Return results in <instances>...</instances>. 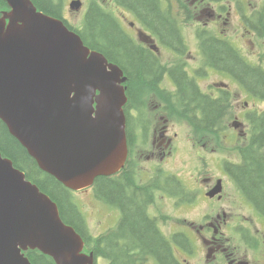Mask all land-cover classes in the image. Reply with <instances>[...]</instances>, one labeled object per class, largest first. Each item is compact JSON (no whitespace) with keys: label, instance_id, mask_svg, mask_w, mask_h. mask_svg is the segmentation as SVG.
<instances>
[{"label":"water","instance_id":"95a60500","mask_svg":"<svg viewBox=\"0 0 264 264\" xmlns=\"http://www.w3.org/2000/svg\"><path fill=\"white\" fill-rule=\"evenodd\" d=\"M4 1L0 118L43 171L71 188L114 173L127 149L123 70L32 0ZM57 206L0 152V264H32L22 253L29 247L58 264H93Z\"/></svg>","mask_w":264,"mask_h":264},{"label":"trees","instance_id":"16d2710c","mask_svg":"<svg viewBox=\"0 0 264 264\" xmlns=\"http://www.w3.org/2000/svg\"><path fill=\"white\" fill-rule=\"evenodd\" d=\"M42 11L56 17H62L63 0H32ZM92 2L85 19V28L82 31L83 39L92 48L101 50L110 60L119 63L126 71L130 101L136 103L140 91L146 85L156 84L163 74L164 68L159 66L155 57L146 49L134 43L119 28L118 18L113 13H107L98 1ZM122 6L136 12L149 26L155 29L162 39L170 45L180 42V32L177 25L170 20V11H161L159 0H117ZM8 4L0 0V15L8 10ZM166 12V13H163ZM256 26L260 35H264V3L256 11ZM118 24V25H117ZM255 25V24H254ZM175 47V45H174ZM203 51L207 64L213 67L230 71L238 77L252 92L264 97V73L257 68H251L239 57L237 50L226 40L210 38L204 41ZM178 76V101L187 104V101L196 102L204 113L206 123H215L224 114L226 107L220 100L200 95L194 82L180 81L186 74L178 69L172 70ZM196 94V95H195ZM143 96V95H142ZM197 96L198 99H197ZM190 104V103H189ZM188 104V105H189ZM253 123L255 136L250 150H246L249 163L238 166L235 176L247 198L256 203L264 212V113L255 118ZM0 150L5 156L12 158L17 167L27 173L44 191L48 192L58 203L62 217L78 227L80 231L83 221L76 207L70 202L69 194L64 186L52 175L44 172L26 148L13 136L7 125L0 118ZM154 183L138 184L133 181L132 175L124 173L121 178H100L97 180L98 197L108 203L122 208L124 217L115 236L108 238L107 244L104 232L95 242L87 239L88 246L93 245L96 253L111 259L110 264H134L133 254L139 250L157 256L163 264H176L171 257L170 241L159 231L155 224L146 215V202L152 198L147 188ZM147 195V197H145ZM120 238L125 242L119 243ZM90 242V243H89ZM27 255L34 264H54L51 258L38 250H29ZM120 257V258H119Z\"/></svg>","mask_w":264,"mask_h":264},{"label":"flooded vegetation","instance_id":"af4514ba","mask_svg":"<svg viewBox=\"0 0 264 264\" xmlns=\"http://www.w3.org/2000/svg\"><path fill=\"white\" fill-rule=\"evenodd\" d=\"M187 1H189L191 5L195 6V8L198 10V13H196L195 15L197 19H202L200 15H204V14L208 15L211 18V20L221 19L223 17L222 12L218 13V11L211 6V2L213 0H187ZM222 1L223 0H216V2H222ZM153 30L157 34H159L155 29ZM142 39L146 40V37L142 36ZM162 78L163 75L159 78V80ZM168 78L173 83L176 84L177 82L176 78L178 79V76H176V74H171V75L169 74ZM159 80L157 81V83L159 82ZM185 80L191 82L189 76L182 77L180 81L182 82V84H185ZM220 88L224 89V87H220ZM241 89L243 90V92H246L250 95H254L252 91H249L245 87L243 88L241 87ZM161 98L163 100L166 99V97H162V96ZM161 105L162 103L160 102H155V101L152 102V108L155 109L157 112L161 110V108L159 109ZM237 117L238 116H235V118ZM159 119H161L162 121L154 122L153 119L143 118L142 122L138 124L140 129L145 132L146 137H149L150 134L152 135L151 143L153 150H151L146 155L148 159L159 157L161 160H163L167 158V156L173 152V143L175 141L174 137L178 135V133L176 132L172 134L171 124L167 123L165 119H162V115H159ZM231 124L234 125L235 123L231 122ZM201 126L209 127L210 125L201 124ZM239 126H244V122H239ZM141 155L143 156L144 153H142ZM228 181L230 180L223 181L225 188ZM143 193L144 194L148 193L149 195L150 194L149 189H147V191H143ZM237 193L245 201H248V199L245 196L246 194L244 193L245 194L244 195L242 192H240V190H238V188H237ZM224 196L225 194H222V197L220 198H218L217 196V200L219 201L222 200ZM145 197H147V195H145ZM151 199H153V197ZM150 203L151 202H149V200L146 202V215L150 220L154 222L155 227L159 232V229L157 227L158 220L151 214L149 210ZM248 203L253 212H252V216L247 219L249 221L248 226H246L245 230H242L243 234L241 235L244 238V240H246L245 244L239 242L234 243L232 242L231 236H229V232L233 228V224L239 223L240 219H235L234 218L235 214L232 213L231 211H226L224 208L220 210L216 209L215 216H211L208 220L205 221V223L192 225V227L194 228L193 236L197 242L198 247L200 248V251L186 250L184 253L186 256L188 254H195L196 256L194 257V260L191 261L188 259V257L185 256V257H178V261H177L175 259L173 251H171V257L175 260L176 264H264V212L261 211L259 207H257L256 203H254V205L250 201ZM120 209L122 212V218L120 219L117 228L109 229V233L105 238L106 244L108 238L115 236V233L118 231L119 225L124 217V212L122 208ZM160 221L161 220L159 219V222ZM82 229L83 227L81 228V230ZM123 242L124 239L120 238L119 243L121 244ZM129 253L133 254L134 256L133 258H131V259H135L134 264H158L156 261L151 259L152 255L150 253L145 252L142 254L139 250H137L135 253L132 251ZM153 257L156 258L157 261H159L157 256H153ZM105 258L108 259L107 264H110V258L108 257Z\"/></svg>","mask_w":264,"mask_h":264},{"label":"rangeland","instance_id":"374dc122","mask_svg":"<svg viewBox=\"0 0 264 264\" xmlns=\"http://www.w3.org/2000/svg\"><path fill=\"white\" fill-rule=\"evenodd\" d=\"M71 0H63V3L65 6H67L64 9V14L67 17V19H69L71 21V23L78 25L80 24V22L82 21L83 17H84V12H80L78 11V13H74L69 6ZM85 3H88L87 0H83ZM104 1V0H102ZM238 5L240 8H245L248 7V0H238L237 1ZM166 5H168V2L166 3ZM122 6H116V10L117 11H124L125 8H120ZM2 17V16H1ZM190 31H195L194 28H188L186 31V34L189 35ZM198 31H200V28H198ZM234 33V34H233ZM232 33V36H235L236 38V42L242 46L245 49H248L250 47V45L247 43V37L244 34H237V31L234 30V32ZM233 42H235L233 40ZM235 42V43H236ZM259 42L264 43L263 40L259 39ZM190 45L193 48L195 53H199L200 51L198 49L199 44L196 41H190ZM252 49H250L251 51ZM162 59L164 61H169L171 62V57L172 54L165 50L164 53L162 54ZM198 59L195 58L194 61H197ZM195 64V63H192ZM204 71L211 73L212 75L215 74V68L209 65L204 66ZM237 101H242V104L245 103L246 101H248V108L249 109H253L255 108V105L252 101V99L250 97H246L244 94H242L240 91H237V95L236 98ZM258 104V101H257ZM258 108V107H257ZM256 108V109H257ZM259 108H262L259 107ZM218 121V120H217ZM216 121V122H217ZM236 141H227V149H220L218 153H214L212 150L207 149V148H202V153H199L197 147H195V145H189L187 143H180V148L178 151V154H176L175 156L172 157V159L170 160V165H169V169L171 170V168H173V171L176 172H169V173H174L176 175H178L177 173H179L182 178H183V183L185 184L186 187H188V183H190V188L191 190L193 189V184H192V173L193 172H197L200 175L204 174V173H213L216 171H220V169L218 168V163H216L215 159H218V162L220 161V159L222 157H232L235 158L237 157V153H234L235 151L232 150L231 148L234 147L235 145H237ZM199 153V154H198ZM200 154H202L203 156H201ZM167 171V170H166ZM179 177V175H178ZM91 190H94V188H92ZM75 192V191H74ZM94 192H96V190H94ZM192 192H196V189H193ZM235 192V193H234ZM79 192H72V195L76 201V203L79 205L80 209L83 211L85 210L87 212V215L89 217L88 223L92 226L93 229L97 228L100 224L101 221L106 218L109 219L111 216L108 215L107 211L103 208V202L98 200L93 194H91V192H86V194H82L79 193L80 195H78ZM199 199L201 202H205V199L203 198V196L198 197L197 199L195 198L193 201H191L188 206L190 209L185 208L182 205H178L177 210H175V217H174V230L177 229H182L183 226H185L183 224V220L185 218H190V219H194V220H198L200 218V216L203 214V212H200L199 216L197 217V211L195 210ZM85 202H84V201ZM159 203L163 202V199L160 201L158 200ZM209 206H212L213 204L208 201ZM235 204V205H234ZM224 208L227 211H233V212H237L239 214V216H243V214H245L248 218L251 217V212L249 210V208H247L245 206L244 201L241 199V196L237 193V190L235 188V185H230L225 192V196L221 202V204L219 205L218 209H222ZM234 208L236 209V211L234 210ZM84 213V211H83ZM176 249V247H175ZM177 250V249H176Z\"/></svg>","mask_w":264,"mask_h":264},{"label":"bare ground","instance_id":"6f19581e","mask_svg":"<svg viewBox=\"0 0 264 264\" xmlns=\"http://www.w3.org/2000/svg\"><path fill=\"white\" fill-rule=\"evenodd\" d=\"M50 25V24H49Z\"/></svg>","mask_w":264,"mask_h":264}]
</instances>
